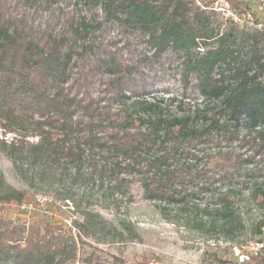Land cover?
<instances>
[{
	"label": "trees",
	"instance_id": "16d2710c",
	"mask_svg": "<svg viewBox=\"0 0 264 264\" xmlns=\"http://www.w3.org/2000/svg\"><path fill=\"white\" fill-rule=\"evenodd\" d=\"M201 1L0 0V128L13 135L0 150L38 176L113 193L137 182L147 200L243 236L246 202L264 210V22L221 21ZM158 84L195 105L167 113L145 97ZM7 190L0 202L22 203ZM74 227L94 235L88 217ZM79 242L81 255L63 225L0 218V264H116ZM254 243L246 264H264Z\"/></svg>",
	"mask_w": 264,
	"mask_h": 264
},
{
	"label": "rangeland",
	"instance_id": "374dc122",
	"mask_svg": "<svg viewBox=\"0 0 264 264\" xmlns=\"http://www.w3.org/2000/svg\"><path fill=\"white\" fill-rule=\"evenodd\" d=\"M205 1H212L207 10L217 14L221 21L250 27L254 17L264 22V0H235L242 3L241 14L231 9L229 0ZM194 2L203 9V1ZM245 10L250 13L249 21L244 16L248 13ZM234 17L241 19V24ZM145 97L162 100L169 114L176 110L187 112L195 105L173 84L155 85ZM171 97L175 99L173 103L168 101ZM12 138L13 135L5 134L0 128V142ZM0 173L6 185L0 188L1 194L8 187L24 194L21 204L0 202V218L27 224L44 219L63 225L76 239L80 255L79 239L99 249L103 257L116 264H246L261 249L254 242L264 241V231L262 235L254 234V226L264 220V210L249 201L242 209L245 233L236 241H228L218 230L209 229L200 213L189 208L182 210L176 204L147 200L137 182L131 181L122 192L113 193L106 185L99 188L95 183L84 185L63 177L59 169L38 176L26 167H14L1 150ZM86 217L93 236L83 237L74 227V222L82 223ZM261 252L264 256V250Z\"/></svg>",
	"mask_w": 264,
	"mask_h": 264
},
{
	"label": "built area",
	"instance_id": "2783aa9c",
	"mask_svg": "<svg viewBox=\"0 0 264 264\" xmlns=\"http://www.w3.org/2000/svg\"><path fill=\"white\" fill-rule=\"evenodd\" d=\"M215 4H217V2H215ZM231 16H233V14H231ZM244 16L247 18V21H249V18H250V14L249 13H246V15L244 14ZM235 21H237L239 24H241V19H238L236 17H234ZM251 23L249 22V25ZM29 206L31 207V204H29Z\"/></svg>",
	"mask_w": 264,
	"mask_h": 264
}]
</instances>
